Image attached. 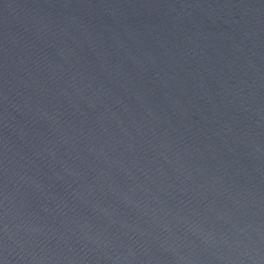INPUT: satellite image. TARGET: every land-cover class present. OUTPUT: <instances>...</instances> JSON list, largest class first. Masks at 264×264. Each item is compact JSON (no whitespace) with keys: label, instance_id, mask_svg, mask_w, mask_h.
Returning <instances> with one entry per match:
<instances>
[{"label":"water","instance_id":"obj_1","mask_svg":"<svg viewBox=\"0 0 264 264\" xmlns=\"http://www.w3.org/2000/svg\"><path fill=\"white\" fill-rule=\"evenodd\" d=\"M0 264H264V0H0Z\"/></svg>","mask_w":264,"mask_h":264}]
</instances>
